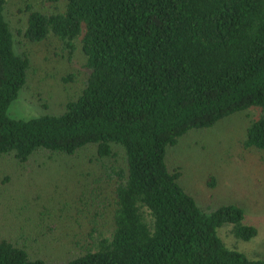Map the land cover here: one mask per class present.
Returning <instances> with one entry per match:
<instances>
[{
  "label": "trees",
  "instance_id": "trees-1",
  "mask_svg": "<svg viewBox=\"0 0 264 264\" xmlns=\"http://www.w3.org/2000/svg\"><path fill=\"white\" fill-rule=\"evenodd\" d=\"M8 1L0 0V158L54 163L33 164L51 177L54 201L27 226L55 211L67 241L47 259L19 235L1 236L0 264H264L218 235L226 224L235 238L256 236L244 209L204 210L167 159L187 132L250 110L242 145L264 151V0H49L48 11L25 0L19 35L54 37L66 60L79 50L89 70L62 112L25 119L8 115L30 65L15 49ZM120 154L121 166L108 164ZM86 164L97 168L95 183Z\"/></svg>",
  "mask_w": 264,
  "mask_h": 264
},
{
  "label": "rangeland",
  "instance_id": "rangeland-1",
  "mask_svg": "<svg viewBox=\"0 0 264 264\" xmlns=\"http://www.w3.org/2000/svg\"><path fill=\"white\" fill-rule=\"evenodd\" d=\"M24 1L9 0L5 8L15 35V49L20 53L25 52L30 59L27 82L8 108L10 117L23 119L41 112H62L66 101L80 91L89 71L84 67V58L79 50L70 60H66L56 38L30 43L19 35L17 28L23 17L19 8ZM35 1L44 11L56 4L49 0ZM68 72L75 74L76 80L64 86L60 76ZM254 117L255 113L251 110L239 112L218 121L212 127L193 129L167 149V159L169 165L181 167V183L185 186L182 187L204 210L224 203H234L244 209V222L256 227V236L248 241L235 238L223 227L226 224L218 228V235L226 245L236 247L234 249L247 256L260 258L264 257V151L245 148L241 142L245 127ZM46 158L49 157L35 154L25 163H19L10 155L0 158V237L19 235L20 242L27 245L32 255L52 259L58 256L50 254L56 253L55 246L59 248L67 241L58 233V223L53 217L56 212L53 211L52 216H49L51 212H45L40 220L30 224L31 227L27 226L30 218L37 216L39 211L42 213L44 207L52 205L54 201V197L48 193L51 187H47L48 191L45 189L48 183L53 182L47 180L51 177L41 171L38 173L33 165L36 162L54 164ZM122 163L121 154L108 160V164H114L115 167ZM86 165L89 172L85 176L95 183L94 172L97 168ZM45 171L55 176L58 168ZM92 171L93 175L89 176L88 173ZM78 172L84 171L81 169ZM100 181L104 183L102 179ZM99 220L102 227H105V223L108 225L105 214ZM34 228L39 231L38 234L30 235L28 230L34 232ZM49 237L52 240H44Z\"/></svg>",
  "mask_w": 264,
  "mask_h": 264
}]
</instances>
